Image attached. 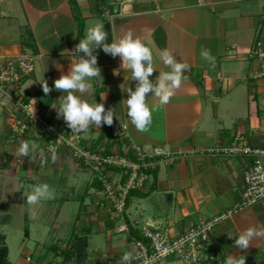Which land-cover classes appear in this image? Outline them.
<instances>
[{"label": "crops", "instance_id": "obj_1", "mask_svg": "<svg viewBox=\"0 0 264 264\" xmlns=\"http://www.w3.org/2000/svg\"><path fill=\"white\" fill-rule=\"evenodd\" d=\"M74 1L83 21V37L88 26L102 22L110 33V42L131 30L134 37L138 36L153 50L155 71L150 80L169 70L159 57L160 49L167 48L179 62L189 65L185 72L187 79L182 80L167 104L155 108L151 124L139 131L126 118L124 105L127 87L134 88L136 82L131 80L129 70L120 68L119 57L100 51L98 65L102 79L92 81L94 92L84 98L91 102L94 96L106 110L113 107L119 119L114 118L109 128L102 125L96 130L92 126L81 133L84 147L112 153L132 145L147 151L164 146L177 152L228 145L240 136L246 144L264 148V79L251 77L259 70V62L245 58L256 41L264 45V0H135L122 6L118 0ZM77 17L70 0H0V60L22 53L35 55L33 73L11 90L16 97L29 100L40 109L58 106L61 93L54 90L45 95L39 83L46 70L42 76L52 87L53 81L71 67ZM232 46L237 47L235 56L231 53ZM203 49L215 57L214 65L200 56ZM57 64L62 67L57 69ZM146 95L150 108L158 104L154 95ZM0 113L5 114L1 108ZM4 142L0 118V143ZM9 142L7 149L0 144V171L15 183V188L19 181H30L36 175L39 177L35 179H57L61 186H66L70 177L73 183L96 188L90 184V175L67 151L56 153L55 161L50 156L48 163L34 170L27 157L17 155L20 143ZM19 158H25L21 166L16 162ZM248 162L240 157L218 155L180 156L171 165L153 172L143 190L131 194L127 218L166 229L171 235L181 234L199 219H209L239 200ZM65 172L70 174L67 176ZM164 193L172 195L170 204L163 201ZM84 196L87 200L78 214L80 221L77 217L69 231L67 223H63L60 239L68 242L86 237L85 253L89 259L88 236L98 231L91 233V228L101 225L88 221L90 215L93 217L90 211L98 195L90 199L87 189ZM104 225L100 232L105 231L109 237L107 221ZM250 226H264V200L214 229L213 238L221 243L224 260L229 254H239L244 255L245 264H264V237L254 239L244 250H237L234 238L229 237L238 236ZM107 239L106 248L119 249V243L116 247V242ZM127 239L124 237L123 245L130 249L132 245Z\"/></svg>", "mask_w": 264, "mask_h": 264}, {"label": "built area", "instance_id": "obj_2", "mask_svg": "<svg viewBox=\"0 0 264 264\" xmlns=\"http://www.w3.org/2000/svg\"><path fill=\"white\" fill-rule=\"evenodd\" d=\"M133 1L118 0L117 3L122 6ZM236 48L231 47L233 56L236 55ZM245 58L259 62V70L251 77L264 79L262 42L256 41L246 52ZM34 62L33 53L0 60V108L7 115L9 139L14 143L27 140L37 144V150L27 157L31 164L37 167L45 165L52 156V146L56 148V153L67 151L91 176L92 183L98 185L100 197L95 205L99 213L108 215L111 221L116 222L112 229L114 234H123L127 239L132 238L131 229L139 231L140 238H132V248L128 249L134 254L131 264H145V261L148 264H224L222 245L213 238V231L221 222L264 200V148L252 147L242 137L236 136L228 145L177 152L164 146H155L147 151L138 145L112 153L88 149L81 143V134H72L63 119L56 118L53 106L36 108L29 100L16 97L11 92L33 73ZM192 155L240 157L249 161L243 171V189L239 200L209 219H199L178 235H171L166 229L149 224L129 221L126 204L132 192L143 190L151 174L160 167L171 165L180 156ZM16 162L21 163L20 158ZM124 253L111 257L107 264H122Z\"/></svg>", "mask_w": 264, "mask_h": 264}, {"label": "clouds", "instance_id": "obj_3", "mask_svg": "<svg viewBox=\"0 0 264 264\" xmlns=\"http://www.w3.org/2000/svg\"><path fill=\"white\" fill-rule=\"evenodd\" d=\"M102 51L113 58L119 57L120 68L127 69L131 73V80L135 81L134 88L127 87V98L124 99L126 108L125 116L131 124L139 131H143L152 122V113L156 107L165 105L174 95L175 89L179 88L182 80L187 79V63L179 62L176 57L167 49L159 50V57L163 65L169 70L158 73L154 80H150L155 71L153 63V50L147 46L138 36L134 37L131 30L127 31L121 38L108 42V33L102 22H96L88 26L83 38L78 40L71 52V67L66 73H62L58 79L53 81L49 87L47 81L41 74V89L45 95L51 91L61 93L58 106L52 108L56 111L57 118H62L72 134L86 133L94 126L98 130L102 125L111 126L114 118L118 120L114 108L107 110L103 103H97L93 97L91 102L84 98L85 94L94 92L92 81L101 77V68L98 65V55ZM200 56L210 64L215 63L209 50L203 49ZM57 69L62 65L57 64ZM115 74V73H114ZM158 99V104L149 107L146 99L149 95ZM105 93L103 94V98ZM37 144L27 140L21 141L16 149L17 155L29 157L37 150ZM53 161L56 159V148L50 147ZM23 187V185H21ZM31 191L26 196L29 205H35L41 201L51 199L53 190L48 183L38 182L29 186ZM211 227V225L209 226ZM234 238V247L237 250L247 249L251 242L264 237V226H250L240 232ZM134 259L132 252H126L121 257L122 264H131ZM148 264V261H145ZM224 264H245L244 255L229 254Z\"/></svg>", "mask_w": 264, "mask_h": 264}, {"label": "rangeland", "instance_id": "obj_4", "mask_svg": "<svg viewBox=\"0 0 264 264\" xmlns=\"http://www.w3.org/2000/svg\"><path fill=\"white\" fill-rule=\"evenodd\" d=\"M0 118L2 132L6 136V143L0 144H3L4 149H7L10 139L8 138L9 132L8 134L6 133V131H9L6 127V114L1 115L0 113ZM20 160L24 161V158H20ZM29 163L31 164L30 161ZM17 164L21 166L23 162ZM11 168L12 167L9 165L8 169ZM32 168L35 170L38 167L32 166ZM5 174L6 173L0 171V244L4 243L7 247V258L9 262L11 264H60L62 258L60 256L58 257L61 259L58 257L55 258L54 251L51 247L57 245V254L59 255L60 249L65 247V242L60 239L64 233L63 223H67V230L69 231L74 226L77 217L79 219L78 221H80L78 214L84 210V205L87 200V196H84L85 191L90 189V199H96L100 197V194L95 190L97 188L94 189L91 188V186L89 188L84 184L79 185L77 181L73 183L70 177L67 178L68 184L66 186H61L57 179H35L38 175L34 176L35 178L33 177L30 181H19L20 184H16L18 188H15V183L13 185L12 180L6 179ZM66 174L68 176L70 173ZM84 174H86V172H84ZM88 177L90 184L93 185L91 182L93 179L90 176ZM38 182L48 183L53 190V196L51 199L41 201L35 205H29L26 201V196L28 192L31 191L29 186ZM71 184H73L72 188ZM21 185H23V187H21ZM96 194L98 195L97 197ZM72 195L75 196L73 197ZM90 204L88 205L90 206ZM90 210L91 208L89 207V211ZM86 212L88 213V210ZM90 212L93 214V217L91 215L89 216V222L97 221V224L99 223L102 226L108 219V225L111 224L114 226L116 224L115 221L110 220L108 215L99 213L95 204ZM86 217H88V215H86ZM101 226L95 229L91 228V231L93 230L91 233H94L95 230L98 231L88 236L87 253L89 254L87 255H89L90 258L88 259L87 257L85 259L86 261L78 264H89V262L93 263V261L95 262L93 264H107L109 259L116 254L129 252L128 248H125L126 246L124 247L123 245L125 235L114 234L113 230L110 229L108 237L105 231L100 232L102 231L100 228ZM1 237H3V240ZM107 238H110L112 242H116V247L119 243V249L106 248V245L109 244V242L106 241L108 240ZM29 253L31 254L30 256ZM94 256H98L99 259H94ZM67 264L73 263L69 260Z\"/></svg>", "mask_w": 264, "mask_h": 264}, {"label": "trees", "instance_id": "obj_5", "mask_svg": "<svg viewBox=\"0 0 264 264\" xmlns=\"http://www.w3.org/2000/svg\"><path fill=\"white\" fill-rule=\"evenodd\" d=\"M70 1L72 3L73 9H74L76 15L78 16L76 18L77 19V27H78V29H77V41H76V44H77L78 40L83 38V21L79 15V12L77 10L78 7H77L75 1L74 0H70ZM107 33H108V42H110V33H109L108 29H107ZM108 128H109V126H108ZM6 130H7V128H6ZM8 132L9 131H6L7 134H8ZM94 186L98 189V185L93 184V187ZM126 206H127V204H126ZM107 227L110 229H113V225H111V224L107 225ZM86 234H87V232H86ZM130 234H131L132 238H135V239L140 238L139 231H137L136 229H131ZM132 238H128L127 241L131 242ZM1 239L3 240V237H1ZM86 244H87V238L86 237H75L74 239L72 238L70 241L65 242V247L63 249H60L59 255L57 254V250H58L57 245H53L51 247V249L54 251V257L55 258L58 256H60L62 258L61 264H67V262L69 260H71V262L73 264H78V263L85 261V259H86V253H85ZM7 257H8V249L4 245V243H2V244H0V264H11Z\"/></svg>", "mask_w": 264, "mask_h": 264}, {"label": "water", "instance_id": "obj_6", "mask_svg": "<svg viewBox=\"0 0 264 264\" xmlns=\"http://www.w3.org/2000/svg\"><path fill=\"white\" fill-rule=\"evenodd\" d=\"M161 197L166 204H170L172 198V195L170 193H164Z\"/></svg>", "mask_w": 264, "mask_h": 264}]
</instances>
